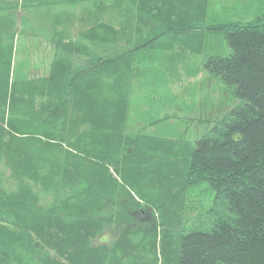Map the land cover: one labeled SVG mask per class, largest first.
Masks as SVG:
<instances>
[{
  "label": "trees",
  "instance_id": "16d2710c",
  "mask_svg": "<svg viewBox=\"0 0 264 264\" xmlns=\"http://www.w3.org/2000/svg\"><path fill=\"white\" fill-rule=\"evenodd\" d=\"M214 17L201 0L0 1V264H264V9ZM176 45H204L235 97L192 140L150 131L151 88L130 112L145 51Z\"/></svg>",
  "mask_w": 264,
  "mask_h": 264
},
{
  "label": "rangeland",
  "instance_id": "374dc122",
  "mask_svg": "<svg viewBox=\"0 0 264 264\" xmlns=\"http://www.w3.org/2000/svg\"><path fill=\"white\" fill-rule=\"evenodd\" d=\"M257 1L258 0H208L206 3L201 0V5L205 10H208L209 13H215L217 16L214 17L215 19H226V17L250 18L256 14L255 9L257 13L264 9V0H261L260 4L257 6L258 8L253 7L257 4ZM230 4L233 5L235 13L233 15L227 13V16H224L222 7L225 6L226 10L230 12ZM92 10L93 6L89 8V11ZM241 13L246 14L242 15ZM85 15H80L78 17H85ZM86 17H90L88 12ZM81 25V20H79V23L76 22L73 28L77 30ZM201 31L202 30L199 29L194 32ZM190 38L193 39L192 35ZM201 39L205 40L207 43L209 41L210 43L216 44L219 50H229V46L222 33L206 32L201 35ZM161 47L158 49L157 47L150 46L144 53L145 58L151 59L153 52L156 51L158 57H156L154 61H150L149 67L146 66V68H144L142 75L139 73V76H143L140 80H143L147 86H142V89L139 87V90L137 89V94L132 100L130 112L132 115H137L138 113H144L146 109H148L151 102L146 100V96L149 94L148 89L151 88V94H153L155 90L153 101L156 107L154 113H157L160 117H164V119L159 122L158 125L152 127L150 131L153 133L176 134L187 129V133L185 134H188L189 138L192 140L196 135H200L207 128V123H201L200 118H205V116L207 117L210 115L212 118H217L221 115L222 111H224L223 105L229 106V104L226 103H233L235 97L226 90L220 80L213 78L203 66L202 56L205 52L204 45L202 51L194 49L193 47L191 48L190 46L180 48L179 45H176L174 48L177 50L170 52L169 50H165L167 52L162 55ZM40 55L43 56V54H39V56ZM22 56H26V52L22 53ZM36 62H39V64L42 62L40 66L42 69L46 65L40 58L36 61L33 56V63H35V66L31 69L32 73H44L43 70L35 68ZM156 89L158 90L156 91ZM171 94L176 95V99L173 98L174 104L172 105V101L169 99V95ZM173 113L177 115L173 116ZM189 116H193L195 119L191 120ZM2 168H4V165H2ZM3 176L6 178L7 185L13 187L14 182L9 177L8 168H4ZM192 193H199L200 195H197L199 201L198 203L196 201L195 208H203L206 210L213 205L214 191L208 186L207 182L203 183L198 193L197 191H191V194ZM195 210L196 209H192L191 207L187 211L186 217H192ZM104 239L110 240L111 238L102 236V238H98L96 241H103Z\"/></svg>",
  "mask_w": 264,
  "mask_h": 264
},
{
  "label": "crops",
  "instance_id": "0c3cea01",
  "mask_svg": "<svg viewBox=\"0 0 264 264\" xmlns=\"http://www.w3.org/2000/svg\"><path fill=\"white\" fill-rule=\"evenodd\" d=\"M260 2H261V0H258L257 1V4L255 5V6H253L254 8H256L259 4H260ZM264 3V2H263ZM229 7H230V9H229V11L230 12H228L227 10H226V7L224 6V7H222V12H223V15L224 16H227V13H230L231 15H233L234 13H235V9H233V5L232 4H230L229 5ZM258 8V7H257ZM263 8H264V4H263ZM237 10V9H236ZM254 11V10H253ZM257 10L255 9V13H257L256 12ZM242 15H244V14H246V13H241ZM223 18V17H222ZM226 18H232V17H226ZM240 19H248V17L247 18H240Z\"/></svg>",
  "mask_w": 264,
  "mask_h": 264
}]
</instances>
